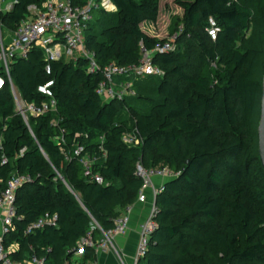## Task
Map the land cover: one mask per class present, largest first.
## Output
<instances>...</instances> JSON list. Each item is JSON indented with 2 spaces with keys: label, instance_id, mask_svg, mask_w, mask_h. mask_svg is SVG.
I'll return each mask as SVG.
<instances>
[{
  "label": "trees",
  "instance_id": "trees-1",
  "mask_svg": "<svg viewBox=\"0 0 264 264\" xmlns=\"http://www.w3.org/2000/svg\"><path fill=\"white\" fill-rule=\"evenodd\" d=\"M44 1L15 0L0 13L3 34L12 35L29 7ZM112 1L116 10L95 8L84 30L98 70L90 72L83 56L51 62L55 109L26 121L8 79L0 89V157L8 159L0 164V177H31L16 191L14 228L4 238L7 249L18 244L10 256L19 262L32 255L46 264L70 261L83 236L92 231L99 239L97 225L112 228L138 201L142 165L169 169L173 176L155 197L158 226L138 264H264L258 151L264 0H174L181 12L171 16L168 31L177 48L154 55L165 74L135 79V96L105 100L96 91L105 66L137 63L143 47L152 50L161 40L142 28L156 19L159 0ZM211 16L220 27L216 39L207 32ZM46 63L38 46L10 63L11 78L28 103L47 99L37 90L47 78ZM127 135L139 142L127 143ZM55 137L64 140L58 144ZM79 146L84 150L76 155ZM86 157L93 160L91 175H85ZM54 214L55 225L26 233ZM95 257V248L86 246L77 264Z\"/></svg>",
  "mask_w": 264,
  "mask_h": 264
},
{
  "label": "built area",
  "instance_id": "built-area-1",
  "mask_svg": "<svg viewBox=\"0 0 264 264\" xmlns=\"http://www.w3.org/2000/svg\"><path fill=\"white\" fill-rule=\"evenodd\" d=\"M13 4L9 5L11 9ZM103 7L106 11L116 10L112 0H89L86 5H74L71 0H45L41 5H31L29 7L28 17L22 21L19 27L11 35L9 42H5L0 25V72H4L7 76L0 74V89L6 85L8 79L12 93L16 99L17 108L26 121L30 115H43L57 106V100L54 93L55 79L52 77V61L60 60L63 57H69L74 61L79 57L89 59V71L98 70V64L94 57V52L87 49L84 43V30L93 18V10ZM2 12L0 8V13ZM207 32L212 39H216L219 32V25L214 17L208 19ZM176 36L161 39L155 44L154 49L148 50L143 47L142 56L137 63L128 65H119L115 62L109 63L103 70L104 79L99 82L97 93L105 100L114 98L123 99L128 96L137 94L134 88V80L144 78L150 75L162 76L165 71L154 62V55L158 52L168 53L175 51L177 45L175 43ZM38 46L44 50L47 63L44 70L47 78L37 87L38 92L46 96V100L41 103H28L23 100L17 91V88L11 78L10 63L16 57H27L32 47ZM129 77V80H122L121 77ZM125 141L130 144L138 143L132 135L125 136ZM56 143L60 144L63 137H55ZM84 148L79 146L75 149V154L80 155ZM24 149L22 150V152ZM92 159L86 157L83 159L85 167V175L92 174ZM8 159L5 155L0 157V164L7 163ZM138 175H140L145 183L138 194V202H146L148 200V188L152 190L155 199L157 193L164 189V183L156 186L153 177L160 176L167 179L173 176V172L169 169H146L142 165L138 166ZM99 183L103 179L99 175L94 176ZM28 175H12L7 181H3L0 177V208L3 210V228L0 235V264H46L45 258L38 255H32L23 262L14 260L10 256V251L4 244V238L14 228V217L16 214L15 197L17 189L25 182L30 181ZM133 205L126 207L124 213L115 219V224L110 229H101V237L95 239L92 231H89L79 241L77 246L71 251L74 253L70 261L65 264H77L83 254L86 246L95 248L96 255L104 252L113 246V239L116 235L124 233L129 226L130 212ZM157 207L155 202L148 218L140 226V241L135 256V264L144 257L149 239L152 233L157 229L155 215ZM57 215L43 216L28 226L26 233H30L35 229L41 228L46 224L55 225ZM75 256H79L75 258ZM88 264H97L96 259L91 260Z\"/></svg>",
  "mask_w": 264,
  "mask_h": 264
},
{
  "label": "crops",
  "instance_id": "crops-1",
  "mask_svg": "<svg viewBox=\"0 0 264 264\" xmlns=\"http://www.w3.org/2000/svg\"><path fill=\"white\" fill-rule=\"evenodd\" d=\"M14 2L15 0H0V8L2 12L8 11L9 5L13 4ZM5 37H7V42H9L11 39V35L7 34V36ZM153 182L158 187L162 185V183H165L166 179L160 176H155L153 177ZM147 190L149 197L148 200L146 202L137 201L135 204H133L132 210L130 212L128 229L124 233L118 234L114 237L113 246H111L109 250L100 252L98 255H96L93 260L96 259L97 264H135V256L141 237L140 226L150 215L152 205L155 202V199L152 195V190L150 188H148ZM2 228L3 210L2 208H0V235L2 234ZM17 249L18 244L16 243L11 244L8 248L9 251ZM78 257L79 256H75V258Z\"/></svg>",
  "mask_w": 264,
  "mask_h": 264
},
{
  "label": "rangeland",
  "instance_id": "rangeland-1",
  "mask_svg": "<svg viewBox=\"0 0 264 264\" xmlns=\"http://www.w3.org/2000/svg\"><path fill=\"white\" fill-rule=\"evenodd\" d=\"M175 13H180V9L175 4L174 0H159L158 11L156 19L146 20L142 23V28L152 36L163 39L169 37V25L171 23V16ZM7 36L6 33H4ZM7 37L5 42L7 43ZM69 59V57H66ZM19 92V90H17ZM20 93V92H19Z\"/></svg>",
  "mask_w": 264,
  "mask_h": 264
},
{
  "label": "water",
  "instance_id": "water-1",
  "mask_svg": "<svg viewBox=\"0 0 264 264\" xmlns=\"http://www.w3.org/2000/svg\"><path fill=\"white\" fill-rule=\"evenodd\" d=\"M258 151L264 169V75L262 79L261 112L258 124Z\"/></svg>",
  "mask_w": 264,
  "mask_h": 264
}]
</instances>
